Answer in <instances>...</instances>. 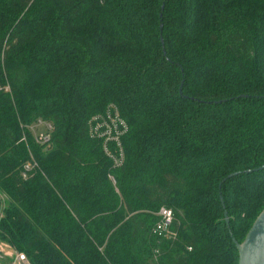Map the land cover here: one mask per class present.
Returning a JSON list of instances; mask_svg holds the SVG:
<instances>
[{"label": "trees", "instance_id": "1", "mask_svg": "<svg viewBox=\"0 0 264 264\" xmlns=\"http://www.w3.org/2000/svg\"><path fill=\"white\" fill-rule=\"evenodd\" d=\"M0 193L30 264H239L264 209V0H0Z\"/></svg>", "mask_w": 264, "mask_h": 264}, {"label": "built area", "instance_id": "2", "mask_svg": "<svg viewBox=\"0 0 264 264\" xmlns=\"http://www.w3.org/2000/svg\"><path fill=\"white\" fill-rule=\"evenodd\" d=\"M40 127H43L45 130L39 131ZM111 127L113 130L118 129L119 132L118 134H115L116 136H120L121 134L125 132V129H122L121 127H119V125H116L115 122H114V125ZM27 128H28V131H30V133L33 134L38 144L50 145V142L52 140V133L54 130V125L52 122L39 118L34 123H31ZM106 152H108L107 149H106ZM110 155H113V154L109 153V156ZM120 156L121 157L117 159L115 158L114 155L112 156L113 158H115L116 166H119L121 162L123 161L122 151H121ZM37 169H39V165L35 160H29L24 165L25 171H31V170L36 171ZM112 180L115 182V179L113 177H112ZM159 216H160V221L156 225L154 229V233L159 236H167L170 233V229H171L170 227L174 220V212L170 208L162 207L159 211ZM14 254L15 256L14 258H11L10 263H0V264H30L25 254L19 253L16 251H14Z\"/></svg>", "mask_w": 264, "mask_h": 264}, {"label": "water", "instance_id": "3", "mask_svg": "<svg viewBox=\"0 0 264 264\" xmlns=\"http://www.w3.org/2000/svg\"><path fill=\"white\" fill-rule=\"evenodd\" d=\"M163 8L164 6L162 7V9ZM160 16H161V21H162V17H163L162 12ZM160 27H161V32H162L163 31L162 22H161ZM161 40H162V43L164 44V38L162 36V33H161ZM238 174L239 173H232L228 177L232 178ZM221 202L223 204V207L226 208V204H225V201L222 195H221ZM225 217H226V222L229 225L230 220L228 216V211L226 209H225ZM233 241L236 244V247L239 252V264H264V209L261 211V213L258 215L256 220L254 221L245 239L242 242H239L235 237H233Z\"/></svg>", "mask_w": 264, "mask_h": 264}, {"label": "rangeland", "instance_id": "4", "mask_svg": "<svg viewBox=\"0 0 264 264\" xmlns=\"http://www.w3.org/2000/svg\"><path fill=\"white\" fill-rule=\"evenodd\" d=\"M94 121L96 123L95 127L97 129L96 135L104 140L105 146L107 147L108 145L116 144L120 148V136L115 135L118 134L119 132L118 129L113 130L112 127H110L111 125L110 122H107L106 120H101L98 117L96 118V120L94 119ZM117 123L118 120H116V124ZM44 130L45 129L43 127L39 128V131H44ZM107 151L113 154L108 148ZM108 152H106V154L109 156ZM113 155H110V157H112ZM112 159H114L115 161V158L112 157ZM6 203H7V197L4 194L0 193V217L2 216V210ZM14 256H15L14 250L10 249L7 245L0 242V263H10L11 258H14Z\"/></svg>", "mask_w": 264, "mask_h": 264}]
</instances>
